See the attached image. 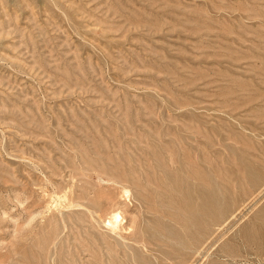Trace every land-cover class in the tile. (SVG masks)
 Instances as JSON below:
<instances>
[{
    "label": "rangeland",
    "instance_id": "374dc122",
    "mask_svg": "<svg viewBox=\"0 0 264 264\" xmlns=\"http://www.w3.org/2000/svg\"><path fill=\"white\" fill-rule=\"evenodd\" d=\"M0 264H264V0H0Z\"/></svg>",
    "mask_w": 264,
    "mask_h": 264
},
{
    "label": "bare ground",
    "instance_id": "6f19581e",
    "mask_svg": "<svg viewBox=\"0 0 264 264\" xmlns=\"http://www.w3.org/2000/svg\"><path fill=\"white\" fill-rule=\"evenodd\" d=\"M125 194H127V193L125 192ZM71 200H72V198H71ZM92 201H94V199H92ZM70 203L72 204V202H70ZM70 203H69V205H70ZM72 206H74V205H72ZM122 220H123V216H122L121 212H116V213L113 214L112 220L108 224V227L112 230L111 232H113V231L116 232V231H119L120 229H123V227H122Z\"/></svg>",
    "mask_w": 264,
    "mask_h": 264
}]
</instances>
